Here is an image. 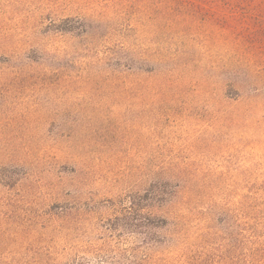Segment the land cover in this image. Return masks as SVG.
<instances>
[{"label": "rangeland", "instance_id": "374dc122", "mask_svg": "<svg viewBox=\"0 0 264 264\" xmlns=\"http://www.w3.org/2000/svg\"><path fill=\"white\" fill-rule=\"evenodd\" d=\"M0 264H264V0H0Z\"/></svg>", "mask_w": 264, "mask_h": 264}, {"label": "trees", "instance_id": "16d2710c", "mask_svg": "<svg viewBox=\"0 0 264 264\" xmlns=\"http://www.w3.org/2000/svg\"><path fill=\"white\" fill-rule=\"evenodd\" d=\"M151 195H152V193L149 191H148V193L146 191L145 194L143 195L146 202H148L147 206H149L151 203V200H150ZM154 197H152V199H154ZM134 205H135V203L133 202V199H130L129 205L123 207V210L125 211V213L122 214V218L125 217V219L121 223H116L122 229H128L130 226L135 227V226L139 225V223H138L139 218H138L137 214L139 215L140 213L137 211V209L134 207ZM149 215H150V213H144L143 217H141V219H140V220H142L140 224L146 228V231L144 233L145 234L144 238H147V235L150 234L149 233L150 228L158 227L161 225V223L154 221V219H150ZM120 219H121V217H118V218H116V221H119ZM128 219H131V221H128ZM116 226H114V227L116 228Z\"/></svg>", "mask_w": 264, "mask_h": 264}]
</instances>
